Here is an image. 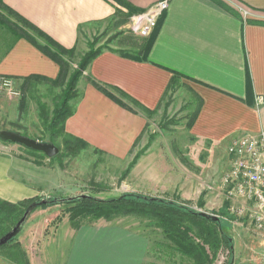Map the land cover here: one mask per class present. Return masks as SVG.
<instances>
[{
	"label": "crops",
	"instance_id": "0c3cea01",
	"mask_svg": "<svg viewBox=\"0 0 264 264\" xmlns=\"http://www.w3.org/2000/svg\"><path fill=\"white\" fill-rule=\"evenodd\" d=\"M158 1L124 0L125 5L117 0H0V11L12 20L15 18L10 11L17 12L63 46L83 54L88 50L89 34L127 17L119 26L126 28L130 16ZM219 1L238 10L242 17L223 8L218 0H171L147 56L140 45L135 51L118 47L103 51L78 83L81 97L66 121V131L105 155L126 158L144 137L150 120L119 104L90 78L118 87L145 107L159 111L173 76L167 68L188 76L181 79L182 83L203 101L194 123L188 126L191 142L196 140L204 148L213 149L215 141L264 128V0ZM247 68L253 85L251 96ZM59 73L54 60L29 40L15 35L0 57V76L13 78L17 88L25 78L55 79ZM259 97L263 98L261 104ZM159 146L161 142L155 138L141 145L144 152L135 167L138 176H128L129 186L150 197L168 199L166 196L176 194V199L169 200L188 204L196 199L191 190L194 176H168L171 172L157 151ZM5 148V143L0 144V198L16 203L39 196L33 178L25 180L13 173L23 164L18 162L16 152ZM201 193L198 197L204 199L205 192ZM72 239L80 257L75 249L69 264H143L148 246L144 235L113 224L83 225L73 230ZM263 251L262 245L261 251L251 255L252 261L258 263ZM0 264L14 263L0 255Z\"/></svg>",
	"mask_w": 264,
	"mask_h": 264
},
{
	"label": "rangeland",
	"instance_id": "374dc122",
	"mask_svg": "<svg viewBox=\"0 0 264 264\" xmlns=\"http://www.w3.org/2000/svg\"><path fill=\"white\" fill-rule=\"evenodd\" d=\"M10 30L8 26L0 23V57L13 38ZM145 38L111 22L106 28L89 34L87 44L89 41H96L97 46L110 49L128 48L135 51L137 44ZM61 89V86L54 87L43 82L34 83L25 89L18 87L20 94L14 98L7 92L0 91V130L27 133L33 138L46 139L42 142H50L49 132L40 118L38 101L46 103L48 109L52 110ZM23 98L25 104L22 106ZM197 105L198 100L181 81L176 90L167 93L159 111L149 119L144 137L124 159L96 152L92 148L83 150L77 156L68 155L61 159L60 157L50 159L45 157L43 152L33 151L22 144L3 141H0V144L5 143L8 147L5 150L16 152L18 162L23 166L18 171L14 169L13 173H17L25 180L33 178L39 196L48 197L63 193L76 195L88 192L100 198H111L126 192H134L129 186L128 176H138V173L135 170L136 165L129 169L130 163L138 153L142 152L141 145L146 140L155 138L161 142L157 151L166 160V168L171 172L168 176H194L191 190L196 199L186 205L221 217L224 220L226 234L233 238V252H230L227 246H223L218 252L215 263L254 264L257 261H252L251 255L261 251L262 237L246 225L234 222L236 216L227 210V203L219 192V182L230 166L228 146L241 134L215 141L213 143L215 147L212 145L213 149L204 148L196 140L191 142L188 137V123ZM232 137L233 139L230 140ZM54 144L64 150L62 137H57ZM208 185L213 186L214 190H209ZM201 192H205L203 206L198 204L200 199L198 196L202 194ZM173 195L176 194L166 197L176 199ZM77 221L86 226L119 225L144 235L148 246L143 264H191L180 254L170 251L167 247L170 242L162 229L147 217L128 215L112 221L104 218L92 220L90 217H79ZM74 229L65 205L50 210L39 208L29 215L25 225L17 234L16 241L20 242L29 258L34 260V264H69L71 254L77 249L72 239ZM102 250L95 248V251L105 253V250ZM79 251L78 247L77 252Z\"/></svg>",
	"mask_w": 264,
	"mask_h": 264
},
{
	"label": "trees",
	"instance_id": "16d2710c",
	"mask_svg": "<svg viewBox=\"0 0 264 264\" xmlns=\"http://www.w3.org/2000/svg\"><path fill=\"white\" fill-rule=\"evenodd\" d=\"M117 1L121 4L128 5L124 0ZM218 3L229 12L238 17H242L238 10L231 8L219 0ZM10 13L15 20L0 12V23L8 26L13 35L29 40L60 67V73L55 79L31 76L25 78V83L21 86L25 89L31 87L34 83L45 82L54 87H62L60 94L56 97L52 110L48 109L46 103L38 101L40 118L43 126L49 132V141L54 143L57 137H62L63 139L64 150L55 144L59 147L60 152L50 159L55 157H60L61 159L68 155L77 156L83 150L90 148V145L85 140L69 134L65 127L66 121L74 114L76 101L81 97L78 91V83L81 77L85 75L93 60L103 51L110 48L97 46L96 41H89L88 50L83 54H79L76 48L63 46L37 25L22 17L17 12L10 11ZM127 19V17L125 19H118L115 21V25L120 26L126 23ZM162 22L163 17L159 20L149 40L137 44V46L140 45L142 47V52L146 56L154 44ZM167 69L171 71L173 76L164 96L170 90H176L182 78L188 77L176 70ZM90 80L105 94L133 112L142 113L149 119L157 112V110H151L145 107L118 87L101 84L92 78ZM247 91L248 96L253 94L249 68H247ZM202 103V99L198 98V105L188 123L189 127L194 123ZM24 104L25 98L22 100V106ZM22 134L28 135L27 133ZM34 139L46 141V139L42 138L35 137ZM0 141L14 143L2 138H0ZM30 149L37 151L32 148ZM93 150L101 152L98 149ZM143 152L144 150L135 156L130 163L129 169H132L137 164ZM43 155L47 157L44 153ZM81 195L86 196L81 197ZM43 199H47V203L43 205L37 204ZM199 204L201 206L204 205L203 198L199 200ZM51 205H65V210L70 214V220L75 229H79L84 225L82 222L77 221L79 217H90L92 220L104 218L107 221L128 215L147 217L162 229L165 237L170 242L167 245L170 251L180 254L191 264H216L218 252L223 246H227L230 252H233L234 248L233 238L226 234L224 220L221 217L216 219L213 215L198 211L177 200L150 197L137 192H126L111 198H100L88 192H82L76 195L35 196L16 203L0 198V237L10 231L29 208H32V213L39 208H47ZM16 237L17 235L0 248V255L14 264H31L27 252L20 242L16 241Z\"/></svg>",
	"mask_w": 264,
	"mask_h": 264
},
{
	"label": "built area",
	"instance_id": "2783aa9c",
	"mask_svg": "<svg viewBox=\"0 0 264 264\" xmlns=\"http://www.w3.org/2000/svg\"><path fill=\"white\" fill-rule=\"evenodd\" d=\"M170 2L160 0L147 10L133 14L126 29L140 37L150 36ZM0 91L20 94L14 79L8 76H0ZM262 102L263 98L259 97L258 103ZM228 153L230 166L219 182V192L227 203V210L236 216L234 222L246 225L261 236L264 249V128L233 139ZM208 189L214 190V187L208 185ZM254 264H264V251L260 261Z\"/></svg>",
	"mask_w": 264,
	"mask_h": 264
},
{
	"label": "water",
	"instance_id": "95a60500",
	"mask_svg": "<svg viewBox=\"0 0 264 264\" xmlns=\"http://www.w3.org/2000/svg\"><path fill=\"white\" fill-rule=\"evenodd\" d=\"M0 138L8 141H12L14 143L25 145L29 148H32L37 151H41L45 153V155L48 158H52L56 156L60 149L57 147L54 143L50 142H42L37 139H34L28 135L22 134L20 132L12 131V130H0ZM86 195H81V197H84ZM47 199H43L37 204L43 205L47 203ZM32 208H29L26 210L24 215L21 217V219L16 223V225L8 231L5 235L0 237V246L7 244L12 238H14L22 229V227L25 225L29 215L31 214ZM213 215V214H210ZM216 219L219 218L217 215H213Z\"/></svg>",
	"mask_w": 264,
	"mask_h": 264
}]
</instances>
